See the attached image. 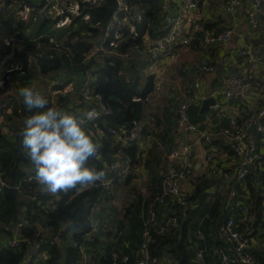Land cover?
<instances>
[{"label":"crops","instance_id":"0c3cea01","mask_svg":"<svg viewBox=\"0 0 264 264\" xmlns=\"http://www.w3.org/2000/svg\"><path fill=\"white\" fill-rule=\"evenodd\" d=\"M98 1L102 0H74L73 8L71 6L70 11L72 13L79 12L82 2ZM174 1L179 3V0ZM262 1L264 11V0ZM43 4L44 0H5V9L0 11V33L3 36L11 35L13 27L16 26L19 30V33L16 34L19 45L27 49L32 47L41 50L48 47L59 48L64 45L69 36L65 37L63 28L69 27L70 23L67 20L71 13L57 14L56 17L47 16L42 11ZM252 4L253 0H242L241 7L236 11L237 26L231 38L224 45L205 46L198 34L196 38L199 43L197 45H193L191 48L177 45L173 48L171 57L164 58L153 66L155 83H160L162 88L158 93L150 94L143 104L140 123L144 125L145 129L135 141L138 149L134 159L135 171L132 174L131 184H126L120 179L116 180L95 206V214L102 220L99 244L105 254L98 253L100 256L96 257L91 264H109L106 252L117 250V248L134 257V252L141 243L142 223L150 208L156 210L159 220L179 212L178 204L173 197L169 195L162 197L163 177L168 169H173L178 162L179 158L175 160L171 154L174 150H178L183 142L191 144V160L197 177L201 175L205 176L201 181L209 180L208 191L212 194L207 196L206 203H209L210 207L217 206L219 208L222 215L221 222L224 219L226 221L227 217L236 218L239 230L251 235V249L256 258V264H264V260L262 261L264 258V222L262 221V211H264V133L255 136L259 160L251 166L245 181L238 177L240 157L229 148L230 137L234 132L231 121L235 119L240 124L249 117L252 111L264 107V90L250 89L243 95L232 99L225 96V90L235 89V86L228 82V77L235 72L244 73L247 69L243 58L239 55L240 47L245 43H251L255 46L256 52L264 53V28L254 29L248 22V11ZM192 14L195 20L207 23L208 29L215 32H221L231 18V15L225 10V0H195ZM84 18L87 19L88 16ZM161 23L164 24V19ZM43 39L48 41L42 42ZM144 39L146 42L151 40L148 34ZM136 56L145 62V73L152 74L150 73L151 69L147 67L149 63L146 61V53L135 52ZM130 59L129 57L125 61ZM9 61L20 73V76L16 78V81L14 80L16 84L11 92L10 103L12 106L7 110L8 114L4 113L0 119V124H4V131L9 130V125L6 122L9 120L10 114L14 113V107L25 106L23 97L19 95L20 89L31 86L46 98L44 92L53 80L64 82L63 86L61 85L62 87L60 86L58 89L61 109L83 115L86 107L81 102V85L87 74L69 75L64 70L44 74L38 68L37 60L23 68L14 52L9 55ZM207 63L213 65L214 70L207 74L201 82L200 93L204 99L189 101V119L190 111L195 109L201 111L203 102L208 97H213L215 103L217 102L223 107L225 114L210 108L209 111L203 112L202 116L198 115V119L195 121L190 119L197 126V131L193 133L179 132L176 127L175 112L184 97L186 88L190 87L195 80L193 72H183L182 68L185 65ZM256 76L264 82V69L260 68ZM4 90V82L0 78V102L9 101ZM9 122L11 128L17 124L15 119H11ZM114 140L120 142L117 137H114ZM193 140H198V142L193 144ZM172 142L176 143V148L168 155L167 160L164 157H160L162 160L159 158L156 160L157 163L159 161V170L156 174L160 179H153L154 173L146 165L150 150L157 146L156 151L161 150L165 155V147ZM119 153L117 155L120 156ZM208 153H211L213 157L210 161L206 159ZM26 167L28 172H33L34 168L31 162ZM111 168L112 166L107 171L106 176L108 177L113 176ZM258 196L261 199L258 200ZM161 197L163 201L160 200ZM137 199L140 200L138 204L135 202ZM217 201L219 203H215ZM240 202L251 204L254 208L253 211L251 210L248 214L241 213L237 208V203ZM135 203L138 206L136 219L133 218V213H128L129 208L134 209ZM208 212L203 217L197 218L195 222L191 220V226L187 233L191 253V260L188 264H200L195 261V255L200 248L205 250L203 259L205 264H220L218 250L232 248V244L221 235L220 226L223 222H216L215 227L206 225V220L213 219ZM22 216L24 214H21V220L25 218ZM198 220V227L207 234L204 241L195 240L193 233L197 230L191 228L193 225L196 226ZM134 225H138L135 232H133ZM129 227L130 229L127 231ZM241 228L243 229L241 230ZM119 230H123L124 233L119 239H115L114 235ZM66 236L68 238L66 243L61 245L62 250L65 245H70L72 239L75 238L74 232L66 233ZM166 245L160 246L154 256L161 259L160 261L168 260L170 264H174L169 252L170 248ZM47 250V247L42 248L34 264H48L49 252ZM259 254L262 258H258Z\"/></svg>","mask_w":264,"mask_h":264},{"label":"trees","instance_id":"16d2710c","mask_svg":"<svg viewBox=\"0 0 264 264\" xmlns=\"http://www.w3.org/2000/svg\"><path fill=\"white\" fill-rule=\"evenodd\" d=\"M131 2L143 14L141 22L135 23L136 30L133 32L126 28L122 39L114 45L112 42L115 32L111 31L110 36L101 42L105 51H117V53L103 52L97 57L86 58L87 53L90 52L95 43L102 39V27L107 12L112 6L111 0L80 3L81 16L74 19V23L70 28L72 33L61 47H48L41 50L32 47L27 49L25 47L26 49L14 51L16 58L21 61L23 68L32 63V58L36 53H41L42 55L37 58L36 64L44 74L64 70L69 75L91 73L95 77V90L103 96L111 112L97 118L95 121L98 127L104 131L103 136L98 139L86 131L92 140L100 145L98 156L91 158L88 161V166L95 167L97 170H104L106 173L114 164L119 152L132 159V169L135 170L134 159L138 149L136 142L123 146L121 142L114 140V136L110 133V130L118 127L131 129L132 122L135 120L137 114L135 98L146 101L150 94L154 92L155 76L145 73V62L140 60L138 56L135 57V52L139 54L145 53L147 42L144 37L146 34L150 36L151 40H155L166 33V26L161 23L168 14L164 8V0H131ZM176 9L177 3L175 2L171 6L169 13L174 16ZM85 16H88V18L85 19ZM79 19H83V21L75 28ZM198 21L205 28H208L207 23L201 20ZM194 33L192 41L187 43L188 48L199 43L196 37L199 34L201 38V34L199 31ZM15 36L18 37V35ZM47 41V39L42 40V42ZM127 53L131 54V59L125 61V58L121 54ZM48 102V106L52 107L49 100ZM35 111H29L24 106V115L19 121L15 120L18 125L16 124L13 128L10 127L9 121L16 119V113L10 114L9 120L6 122L9 125V131L10 128L13 130L10 131V134H7L4 131V127L0 124V182L4 183L2 185L0 183L2 187L0 195V264H21L24 261L27 244L23 242L20 247H12L8 243L9 239L13 236V230L17 228L21 231V236L30 241L40 239L43 228L50 231L48 239H55L59 234L63 238V244L67 241L66 233L74 232L75 238H79L82 233L88 231V216L91 210L95 208L101 197L105 195L103 187L95 184L82 192L61 193L59 197L53 198L55 208L50 207L46 209L44 207L45 201L49 197L43 196L42 198H38L40 197V193L36 191V184L29 180L34 170L33 172L27 171L26 165H29L30 160L26 156L22 145L24 121L33 115ZM200 112L197 109L190 111V119L192 121L198 119V115H203ZM175 113L177 127V109ZM91 124L94 125V123ZM142 126L140 135L143 134L145 129L144 125ZM176 146L175 142L167 144L165 155L161 150L156 151L157 146H154L155 149L150 150L146 165L154 173L153 179H160L156 174L157 170H159V161L157 163L156 160L158 158L162 160L160 157H164L167 160L168 155H170ZM132 174L128 175L124 180L126 184H131L133 179ZM203 177L205 176L199 175L197 177L194 190L187 198L188 205L186 207L177 205L179 212L175 214L178 215V225L172 230L161 234L153 232L157 238L156 243L151 247L153 255L157 254V249L160 246L167 244L170 248L169 252L174 264H188L191 260V253L187 233L188 228L191 226V220L195 222L197 218L203 217L208 211L213 219L206 220L207 226L215 227L216 222L222 219L219 208L217 206L210 207L211 205L206 203V198L211 192L209 193L208 191L209 180L204 179L201 181ZM30 196H36L37 199L34 198L32 200ZM259 199L261 197L258 196ZM135 202L138 204L140 200L137 199ZM136 203L134 209H128V213H133L134 219L138 215ZM252 209L254 208L252 207ZM21 214H24L22 217H25L23 219L28 221L27 224L22 222ZM224 221L225 219L222 222ZM66 223V227L61 231V228ZM198 223L199 220L196 222V226L193 225L191 228H195L197 231L200 230L207 235L203 229L198 227ZM137 228L138 225H134L133 232ZM129 229L130 227L127 231ZM248 236L250 237L251 235ZM99 241L100 239L98 238L94 243L98 247V253L105 254L101 250ZM43 245V248L47 247V251L49 252L48 264H80L79 254L72 245H65L63 250L61 249V245L50 242ZM117 250H120V248H117ZM110 251L106 252L108 259L110 258ZM258 258H262L260 254ZM263 260L264 258H262Z\"/></svg>","mask_w":264,"mask_h":264},{"label":"built area","instance_id":"2783aa9c","mask_svg":"<svg viewBox=\"0 0 264 264\" xmlns=\"http://www.w3.org/2000/svg\"><path fill=\"white\" fill-rule=\"evenodd\" d=\"M74 0H44V4L41 7L45 15L56 17L57 14L72 13L70 11ZM175 3L174 0H164V8L167 11V17L164 20L166 26V33L164 36L156 38L155 40H149L146 43V61L149 63L148 68L152 70L153 66L164 58L171 57L172 50L175 46L185 45L192 41L196 31L201 34V40L205 46L212 44L224 45L231 38V35L235 31L237 26L236 11L242 5V0H225V10L231 15V18L226 24V27L221 32L211 31L205 28L201 22L195 20L192 14L195 0H179L177 9L174 16L171 11V6ZM5 0H0V11L5 9ZM143 14L131 0H116L105 33L102 36L101 42L106 40L110 36L111 31H114V40L112 44H116L122 39L125 29L130 31L136 30L135 23L141 22ZM248 22L254 29L264 28V11L263 1L253 0L252 7L248 11ZM19 30L16 26L13 27V33L11 35L3 36L0 33V78L4 82V94L8 97L9 101L0 102V119L7 113V110L11 108V96L13 86L16 84L15 78L20 76V73L16 71L13 64L9 61V55L15 50H21L23 47L19 45L16 38V34ZM101 42L95 43L90 52L87 53L86 58L90 59L97 55L99 52H115L117 51H105ZM41 53H36L32 61H36L40 57ZM239 55L243 58L247 69L244 73L235 72L228 77V82L235 86L234 90H225V96L229 99L237 98L243 95L250 89H263L264 82L259 80L256 76L257 71L260 68L264 69V53L255 51V46L251 43H245L239 49ZM125 59H128L131 54H121ZM150 70V73L154 75V71ZM214 70V66L210 63L203 65H185L182 68L183 72H193L195 80L190 87H187L184 92V97L181 100L177 112V129L179 132L193 133L197 131V126L192 123L188 115V107L190 100H203L204 97L200 93V86L203 78ZM64 84L63 81L53 80L46 88L44 94L50 101L52 107L60 109L59 91L60 86ZM63 86V85H62ZM61 86V87H62ZM161 84L155 83L154 93H158L161 90ZM81 102L85 105L88 111L95 110L97 117L91 121H88L85 125V131L89 132L91 136L100 138L103 136L102 131L95 123L96 119L109 114L111 112L108 105L105 103L103 96L95 90V77L91 73H87L82 85H81ZM139 98H135L138 100ZM218 113L225 114L223 107L219 103H215L211 106ZM16 113V119L19 121L24 115V106L17 105L14 107ZM83 113V114H84ZM91 123H94L92 125ZM4 126V124H1ZM231 125L234 128V132L230 137L229 148L230 150L240 157L238 165V177L242 181H245L246 176L250 172V168L259 160V152L255 143V136L257 134L264 133V107L251 112L242 123H238L235 119L231 121ZM6 127V126H5ZM142 124L136 123L128 134V129L124 127L112 128L110 133L117 137L123 146H126L132 142H135L140 132L142 131ZM198 140H193V144ZM114 164L112 165V171L115 173L113 176H106L102 182H97L96 185L103 187L105 193H107L111 185L116 180L124 181L128 175H131L135 170L132 169V159L129 156L119 153ZM191 144L189 142H183L178 150H174L171 154L175 160L179 158L178 162L173 169H168L163 177V195H169L173 197L176 203L182 207L188 205L187 198L194 190V184L197 179L195 174L194 164L191 160ZM121 160L119 161V159ZM212 154L208 153L206 159L212 160ZM35 173L29 177L30 181L36 184V191L40 193V197H49L52 202V206H55L53 198L57 196H51L43 194L40 190V186L36 182ZM1 185L4 184L2 181ZM92 186V185H91ZM2 187L0 186V195ZM59 197V196H58ZM160 198L163 201V198ZM37 199L36 196H34ZM238 210L243 214H248L252 210V205L249 203H237ZM96 208H94L88 216L89 228L88 231L81 234L79 238H73L70 245H72L79 254L80 264H91L96 257H99L98 247L95 246V241L100 237L102 230V220L95 214ZM264 222V211H262ZM27 223V221H25ZM178 225V215L173 213L162 220H159L156 210L150 208L144 218L142 228V241L137 250L134 252V257L129 253L121 250L110 251L109 264H161L160 260L154 256L151 252V247L156 243L157 238L153 232L161 234L172 230ZM220 232L224 239L232 244L230 250L219 249L218 256L220 264H256V258L251 249V239L246 232L239 230L238 223L235 217H229L220 226ZM123 230H119L115 233L114 238L119 239ZM68 238V237H67ZM195 240L204 241L206 235L198 230L194 233ZM27 244L26 252L24 255V264L34 263L35 259L40 255L43 244L52 243L61 245L64 243L63 238L59 236L55 239H48V236L41 237L34 241H30L21 236L19 228L13 230V236L9 239L8 243L12 247H20L22 243ZM205 256V250L200 248L196 255L195 261L200 264H205L203 259Z\"/></svg>","mask_w":264,"mask_h":264},{"label":"clouds","instance_id":"9594fccd","mask_svg":"<svg viewBox=\"0 0 264 264\" xmlns=\"http://www.w3.org/2000/svg\"><path fill=\"white\" fill-rule=\"evenodd\" d=\"M19 95L29 111L36 110L24 121L22 145L41 192L58 197L102 182L106 171L88 166L100 147L85 131L86 123L97 117L95 110L77 115L49 107L48 100L31 86L21 88Z\"/></svg>","mask_w":264,"mask_h":264},{"label":"rangeland","instance_id":"374dc122","mask_svg":"<svg viewBox=\"0 0 264 264\" xmlns=\"http://www.w3.org/2000/svg\"><path fill=\"white\" fill-rule=\"evenodd\" d=\"M72 8H73V5H72ZM80 16H81V12L79 11V12H77V13H71L70 15H69V17H68V22L70 23V25H69V27L67 28L66 26L63 28V33L65 34V37L67 38L71 33H72V30L70 29L71 28V26L73 25V23H74V19L76 18V17H79L80 18ZM66 21V22H67ZM83 21V19H79L78 20V22L76 23L77 24V26H75V28H77L78 27V25H80V23ZM57 31V30H56ZM10 131H13L11 128H10ZM9 130H7V131H5L7 134H10L11 132H10ZM13 133V132H12ZM31 197V199L32 200H34V196H30ZM53 204H52V202L50 201V200H46L45 201V205H44V207L46 208V209H48V208H50V207H54V206H52ZM55 208V207H54ZM94 209V208H93ZM92 209V210H93ZM91 210V211H92ZM25 219H23L22 220V222L24 223V224H27L28 223V221H27V223H25ZM66 225H67V223L66 224H64L63 225V227L61 228V231L66 227ZM41 237H46V236H50V231H49V229H44L43 228V230L41 231ZM60 235L58 234L57 235V237H55V238H58ZM263 243H264V241H263ZM161 260V259H160ZM160 262H162L161 264H170V262L168 261V260H162V261H160Z\"/></svg>","mask_w":264,"mask_h":264},{"label":"water","instance_id":"95a60500","mask_svg":"<svg viewBox=\"0 0 264 264\" xmlns=\"http://www.w3.org/2000/svg\"><path fill=\"white\" fill-rule=\"evenodd\" d=\"M112 1V6L109 8L105 21H104V26H103V34L106 31L108 22H109V18H110V14L114 8V6L116 5V0H111ZM101 42V40H100ZM98 42V43H100ZM15 81L17 80L16 78L14 79ZM136 101V105H137V114H136V118L135 120L132 122V126L135 122H140L141 118H142V114H143V104L144 101L139 99V100H135ZM215 104V99L213 97H208L204 100L203 105L201 107V113L209 111L210 110V106ZM129 134V133H128Z\"/></svg>","mask_w":264,"mask_h":264}]
</instances>
